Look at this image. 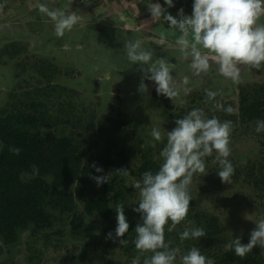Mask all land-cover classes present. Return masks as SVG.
Listing matches in <instances>:
<instances>
[{
	"label": "rangeland",
	"instance_id": "374dc122",
	"mask_svg": "<svg viewBox=\"0 0 264 264\" xmlns=\"http://www.w3.org/2000/svg\"><path fill=\"white\" fill-rule=\"evenodd\" d=\"M180 1L183 0H173V4ZM184 2H180V5H187L183 9L185 15H191L194 0ZM148 3H158V0H90L87 4L83 2L85 6L78 3L75 9L81 12V20L75 25L78 28L69 32L71 39L61 44V47L68 44L65 52L57 47L56 44L59 43L52 40L62 37L51 36V28L47 30L49 39H43L36 45L40 54L32 52L30 46L27 47L28 39H18L19 45L14 46L8 44L9 39L0 38V61L5 59V49L10 58L4 61L8 63L7 71H4L5 67L0 62V107L5 106L8 96H12L11 100H16V104L24 107V103L31 100L27 93L35 94V98L39 99V94L49 90V86L56 85V92L51 93L48 99L44 96L40 98L45 100V105L50 106L51 114L58 116L60 121H48L40 127L41 130L58 135L71 132L76 139H84L83 143L89 149L84 156V162L89 166V177L90 174L100 176L112 172V179L99 187L91 180L85 190L87 195L107 196L109 207L114 210V218V208L123 203L124 210L129 208L137 222H142L140 215L132 209L138 207L136 203L139 194L131 185L142 177L134 170L141 163L143 152L161 163L159 153L166 144V132L176 126L175 116L182 109L189 112L194 108H201L209 118L215 115L221 121L231 120L233 131L231 155L228 159L234 169L237 164L246 166V171H255L257 179L264 173V132L256 133L255 121L242 117L239 97L242 88L249 90L250 100L257 97L253 88L264 85V67L256 70L240 66V80L233 83L219 74L210 54L212 67L209 72L194 75L190 69L191 56H183L175 43L176 35L168 29L167 22L163 19L152 22L147 9ZM178 11L170 14L175 17ZM259 22L264 23V16ZM82 24L84 29L79 30L83 28ZM162 34L166 40L163 45L160 44ZM34 40L36 41L32 39V42ZM129 40H139L145 50L151 51L152 63L158 58L168 61L179 91L174 102L158 95L155 83L147 79L143 81L147 85V91H139L144 73L139 64H133L127 58L124 45ZM23 47H27L30 54L18 57ZM13 48L17 49L16 52ZM17 59L31 63L26 62L27 67L23 70L9 71ZM14 71L16 75L21 73L18 83ZM185 76L189 77V83L182 85ZM185 88L187 92L184 91ZM205 89L220 92L217 100L225 107H233L234 116L228 117L231 114L214 110L211 103L205 104L204 100H200L199 93L204 94ZM193 97L196 99L193 100ZM120 119V126L125 127L123 133L125 137H129V141H120L108 150L110 145L107 136L111 130L106 127L118 124ZM153 128L161 131V141L152 137ZM214 157L215 153L205 158L206 175L193 176L189 189L193 199L190 201L188 217L174 231L169 233L166 229L165 240L170 242V247H179L181 255L195 246L200 248L203 255L213 259L214 264H220L217 255L225 252V244L240 235L249 240L250 232L256 227L255 222L264 219V185L258 188L252 183L253 178L244 175L239 178L233 175L230 183H222L217 175L219 165ZM93 162L103 168L102 173H97L91 167ZM120 168L128 169L129 175H117L114 170ZM119 192L123 194L122 197H116ZM198 210L207 214L214 213L218 217L222 232L215 235L216 241L210 246L200 239L183 242L179 239V233L186 228H205L203 222L196 221L193 216ZM101 220V215L96 212L88 215L83 203L79 201L75 213L66 214L59 224L58 221L55 223L56 227L62 228L63 234L50 237L47 250L38 264H131L132 259L139 255L133 243L136 235L134 229L123 237L128 241L127 245H120L119 240L109 242L106 239ZM28 243L30 241L26 239L17 247L11 245V251L2 247L0 264H28L27 256L33 251ZM56 243L59 245L55 246ZM254 249L264 255V249L259 245ZM150 255V252L144 253L141 264ZM176 264H180L179 256Z\"/></svg>",
	"mask_w": 264,
	"mask_h": 264
},
{
	"label": "clouds",
	"instance_id": "9594fccd",
	"mask_svg": "<svg viewBox=\"0 0 264 264\" xmlns=\"http://www.w3.org/2000/svg\"><path fill=\"white\" fill-rule=\"evenodd\" d=\"M66 1L68 6L71 5V9L67 11L62 8L50 9L43 3L38 5L39 12L53 21L54 27L51 28V33H55L58 38L62 37L52 40L59 43L56 44L57 47L64 52L68 44L62 47L61 44L71 39L69 32L76 30L75 25L81 20V16L77 14L79 9H75L77 6L75 0ZM89 2L90 0H84L85 4ZM186 2L187 0L184 3ZM164 4L168 8L174 7L173 0H164ZM186 6V4L176 6L172 10V12L179 10L175 17L161 5L159 0L158 3H148L147 9L152 22L163 19L168 23V29L176 35L175 43L183 56L185 58L191 56L190 69L194 75L200 76L209 72L212 67L210 54L219 74L233 83L240 80V66H248L256 70L264 67V23L259 22L264 16V0H194L191 15H185L183 9ZM6 27L10 28L11 25ZM165 42L162 34L160 44L163 45ZM8 44L18 46L17 42ZM124 47L129 61L139 64L144 73L139 91L142 93L147 91V85L143 82L147 79L155 83V91L158 95H163L174 102L179 91L168 61L165 58H158L152 63V52L145 50L139 40H129ZM16 50L14 48L15 52ZM3 53L5 59L0 62L5 67L4 71H7L8 63L4 61L10 58L7 49ZM25 54H30L27 52V47L21 49L17 56L24 57ZM26 62L30 61L15 60L14 66L11 65L9 71L23 70L27 67ZM188 83L189 77H183L182 85ZM184 91L187 92V88ZM219 95L218 91L205 89L204 103H211L214 110L234 114L233 107H225L216 99ZM25 98L27 97H23ZM175 125L171 131L166 132V144L159 153L161 164L158 170L144 172L142 179L131 185L139 194L136 203L138 207L132 210L139 213L142 221L134 228L136 235L133 243L139 255L132 259L131 264H141V256L148 252L152 255L145 257L143 264H176L178 256L180 264H214L213 259L203 255L200 248L195 246L181 255L179 247H170V242H166L165 230L170 233L186 220L190 201L193 199L189 191L190 185L195 174L202 176L207 174L206 157L215 153L214 160L219 165L218 177L222 183L231 182L235 169L228 157L231 155L233 122L221 121L215 115L209 118L203 109L194 108L183 118L176 119ZM254 131L264 132V119L255 122ZM151 135L156 141L162 139L161 131L157 128L152 129ZM9 150L15 155H19L21 151L17 147ZM91 167L97 173L103 172V168L98 167L95 162ZM33 168L34 171H38L35 166ZM114 172L120 176L129 175V170L126 168L116 169ZM90 179L99 187L112 179V172L100 176L90 174ZM124 208L123 203L117 204L114 208L117 221L115 235L109 232L106 239H113V242L119 240L120 245L126 246L128 241L123 237L129 231L130 225ZM255 224L256 227L250 232L248 243H242L241 238L237 237L225 244V252H234L237 257L244 258L257 245L264 249V219ZM206 235L203 228H186L179 233V239L181 242L199 240Z\"/></svg>",
	"mask_w": 264,
	"mask_h": 264
},
{
	"label": "trees",
	"instance_id": "16d2710c",
	"mask_svg": "<svg viewBox=\"0 0 264 264\" xmlns=\"http://www.w3.org/2000/svg\"><path fill=\"white\" fill-rule=\"evenodd\" d=\"M159 2L170 13L176 6H180L178 2L174 7L168 8L164 0ZM20 77L19 72L15 76L17 82ZM48 80L52 81L49 78ZM253 90L257 97H252L250 100L249 90L240 89V110L245 120L256 122L258 119H264V85L254 87ZM53 92H56V85L49 86V90L39 94V99L35 98V94L27 93L31 100L24 103V107L16 104V100H11L12 96H8L5 106L0 107V253L2 247L11 251V245L17 247L22 240L28 239L30 241L28 246L33 249L27 256L28 264H38V260L47 250L50 237L63 234L62 228L56 227L55 223L58 221L59 224L64 215L75 213L79 201L83 203L88 215L95 212L101 215L103 235L107 236V233L112 232L114 236L117 226L116 218L112 216L114 210L109 207L107 196H88L85 191L92 179L88 173L89 166L84 162V156L89 152L88 147L83 143L84 139H76L71 132L58 135L40 128L48 121L53 120L54 123L58 119L60 121L58 116L51 114L50 106L45 105V100L40 98L44 96L48 99ZM198 98L203 101L205 93H199ZM195 99L193 97V100ZM187 113L182 109L176 114L175 120L183 118ZM230 116L234 115H228ZM121 122L120 119L118 124L106 127L107 130H111L107 136L110 145L108 150L120 141L123 143L129 141V137H125L123 133L125 127L120 126ZM12 147L21 149L20 154L12 153L9 150ZM89 154L93 158L91 153ZM142 158L141 163L134 170L139 177H142L146 171L158 170L161 164L159 160L145 152L142 153ZM33 166L38 171H34ZM235 168V177L244 175L253 178L251 181L256 187H263L264 173L257 179L255 171H246V166L237 164ZM121 195L123 194L119 192L116 197ZM124 211L130 225L129 231L133 230L138 222L129 208ZM193 216L196 221L203 222L205 226L203 229L207 235L200 240L210 246L216 241L215 235L222 232L217 215L198 210ZM237 237L241 238L242 243L249 242L244 236ZM107 240L113 241V239ZM57 245L59 244L56 243L55 246ZM217 258L220 264H264V255L254 248L244 258L237 257L234 252H224L217 255Z\"/></svg>",
	"mask_w": 264,
	"mask_h": 264
},
{
	"label": "crops",
	"instance_id": "0c3cea01",
	"mask_svg": "<svg viewBox=\"0 0 264 264\" xmlns=\"http://www.w3.org/2000/svg\"><path fill=\"white\" fill-rule=\"evenodd\" d=\"M75 2L77 5L79 3L85 6L82 0H75ZM41 3L50 9L62 8L66 11L71 9V5L68 6L66 0H0L2 5L0 7V38L9 39V43L17 42L18 45L20 43L18 39H28L27 47L30 46L31 51H37L40 54L37 43H41L43 39H49L47 30L54 27L53 21L39 12L38 5ZM77 14L80 16L81 12L77 11ZM81 27L83 28L79 30L84 29L83 24ZM51 36L58 38L55 33ZM32 39H36L33 41L35 43Z\"/></svg>",
	"mask_w": 264,
	"mask_h": 264
},
{
	"label": "bare ground",
	"instance_id": "6f19581e",
	"mask_svg": "<svg viewBox=\"0 0 264 264\" xmlns=\"http://www.w3.org/2000/svg\"><path fill=\"white\" fill-rule=\"evenodd\" d=\"M130 7V6H129ZM139 8V7H138ZM139 11V10H138Z\"/></svg>",
	"mask_w": 264,
	"mask_h": 264
}]
</instances>
